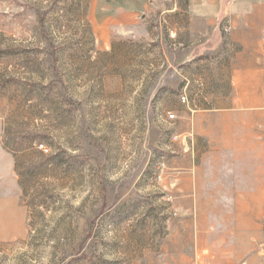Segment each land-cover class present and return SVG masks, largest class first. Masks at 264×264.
I'll list each match as a JSON object with an SVG mask.
<instances>
[{
  "label": "rangeland",
  "instance_id": "rangeland-1",
  "mask_svg": "<svg viewBox=\"0 0 264 264\" xmlns=\"http://www.w3.org/2000/svg\"><path fill=\"white\" fill-rule=\"evenodd\" d=\"M94 1L0 0L3 143L26 211L0 264H209L182 247L174 192L223 120L230 31L191 62L159 19L104 42Z\"/></svg>",
  "mask_w": 264,
  "mask_h": 264
},
{
  "label": "crops",
  "instance_id": "crops-1",
  "mask_svg": "<svg viewBox=\"0 0 264 264\" xmlns=\"http://www.w3.org/2000/svg\"><path fill=\"white\" fill-rule=\"evenodd\" d=\"M150 19L167 24L172 40L183 32L185 46L196 49L191 62L224 47L230 27L228 43L238 52L229 93L216 94L225 99L215 109L223 120L209 124L208 151L180 177L174 204L185 219L175 230L188 255L205 253L209 264H264V0H95L92 8L104 42ZM3 128L0 110V241L13 242L26 235V211Z\"/></svg>",
  "mask_w": 264,
  "mask_h": 264
},
{
  "label": "built area",
  "instance_id": "built-area-1",
  "mask_svg": "<svg viewBox=\"0 0 264 264\" xmlns=\"http://www.w3.org/2000/svg\"><path fill=\"white\" fill-rule=\"evenodd\" d=\"M225 31H226V32H229V31H230V27H226V28H225ZM263 41H264V37H263ZM183 101H186V98H185V97H183Z\"/></svg>",
  "mask_w": 264,
  "mask_h": 264
}]
</instances>
